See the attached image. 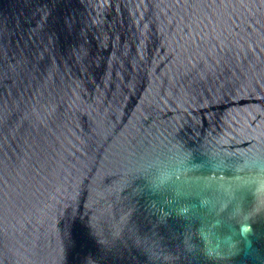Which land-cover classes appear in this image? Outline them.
Returning <instances> with one entry per match:
<instances>
[{"label":"water","instance_id":"1","mask_svg":"<svg viewBox=\"0 0 264 264\" xmlns=\"http://www.w3.org/2000/svg\"><path fill=\"white\" fill-rule=\"evenodd\" d=\"M0 264H264V0H0Z\"/></svg>","mask_w":264,"mask_h":264}]
</instances>
